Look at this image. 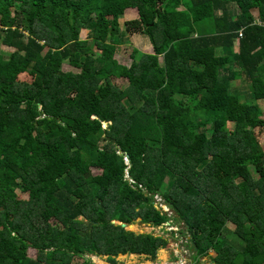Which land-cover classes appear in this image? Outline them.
<instances>
[{
    "label": "trees",
    "instance_id": "16d2710c",
    "mask_svg": "<svg viewBox=\"0 0 264 264\" xmlns=\"http://www.w3.org/2000/svg\"><path fill=\"white\" fill-rule=\"evenodd\" d=\"M128 9L154 48L130 66ZM261 101L264 0H0V264L155 260L166 237L112 222L138 219L184 224L196 261L264 264Z\"/></svg>",
    "mask_w": 264,
    "mask_h": 264
},
{
    "label": "rangeland",
    "instance_id": "374dc122",
    "mask_svg": "<svg viewBox=\"0 0 264 264\" xmlns=\"http://www.w3.org/2000/svg\"><path fill=\"white\" fill-rule=\"evenodd\" d=\"M127 16L131 17V15H127ZM126 20H130V19H126L125 16L120 19L121 27L125 31V37L122 43H120L117 46L116 53L114 56L122 64L130 66L133 60L135 59L134 56H132L134 47H136L138 50L146 54L153 53L154 48L151 49L152 45L149 43L150 39L147 36H144L136 32L131 33L129 31H126V26H125ZM82 37L85 38L86 34L84 33ZM96 52L100 54L99 50H96ZM62 68L65 71H79L78 68L71 66L67 60L64 61ZM114 82L122 88L126 87L128 84L126 79L124 78L121 79L114 78ZM247 84L248 82L245 79L237 80L233 83V88H237L238 90H241V93L247 96L248 99H251L250 88L247 87ZM260 105L264 112V101H261ZM257 131H260L262 134H264V127ZM261 142L264 145L263 139L261 140ZM251 171L254 173L253 168L251 169ZM94 172L98 173L99 170L94 169ZM171 181L172 179L169 178L164 184L163 190L161 191H165L168 188ZM155 197H156V201L158 202V207L164 209L170 215L174 214L173 213L174 211L172 212V210L164 204V201L161 196L156 195ZM113 221L114 220H112V222ZM139 221L140 219L136 220L135 224H132L134 225L132 229L133 232L152 233L156 236H164L169 240V246L167 248L161 249L158 252L157 258L155 260H151L149 258H146L145 256L120 255L117 257L118 264H216V262L213 259L214 254L211 252L209 256L206 255L200 257L199 260L196 261L195 259L196 251H195L194 242L189 238V236H185L184 234H182V232L185 229L184 224H179L175 220H171L168 224H165L164 227L154 228L141 224V222ZM228 227L230 231H234L235 229V226L231 223H228ZM171 231H174L175 234L172 235ZM29 255L32 257H36L37 250L34 248H30ZM90 256L92 257V261L95 262L96 264H110L108 263L106 256L104 257H99L97 255H90ZM81 261H82L81 258L76 257L74 260V264Z\"/></svg>",
    "mask_w": 264,
    "mask_h": 264
},
{
    "label": "crops",
    "instance_id": "0c3cea01",
    "mask_svg": "<svg viewBox=\"0 0 264 264\" xmlns=\"http://www.w3.org/2000/svg\"><path fill=\"white\" fill-rule=\"evenodd\" d=\"M127 13H129L128 15H131V17L130 16H127ZM124 16L126 17V19H131V18H133V17H135V18H137V17H139V13H138V10L137 9H128V11L126 10L125 11V14H124ZM151 45H152V43H151V41L149 42ZM151 49H153V45H152V48ZM154 50V49H153ZM162 193V192H161ZM160 196V195H159ZM155 206L158 208V209H160V207H158V202H156V204H155ZM167 206V205H166ZM164 210V209H163ZM165 211V210H164ZM165 212H167V211H165ZM141 221V220H140ZM139 221V222H140ZM136 223V221L134 222V224ZM169 223V222H168ZM167 223V224H168ZM141 224H143L142 223V221H141ZM145 225V224H144ZM147 226V225H146ZM149 226V225H148ZM149 227H152V226H149ZM155 228V227H154Z\"/></svg>",
    "mask_w": 264,
    "mask_h": 264
},
{
    "label": "water",
    "instance_id": "95a60500",
    "mask_svg": "<svg viewBox=\"0 0 264 264\" xmlns=\"http://www.w3.org/2000/svg\"><path fill=\"white\" fill-rule=\"evenodd\" d=\"M95 117H97L96 115H95ZM105 125H106V123H105ZM121 154H124L123 152H120ZM114 222V224H116V225H121L122 227H124V228H126L127 230H130V231H132V229H133V227H134V225H127V224H125V223H121V222H118V221H113ZM141 222V221H140Z\"/></svg>",
    "mask_w": 264,
    "mask_h": 264
},
{
    "label": "clouds",
    "instance_id": "9594fccd",
    "mask_svg": "<svg viewBox=\"0 0 264 264\" xmlns=\"http://www.w3.org/2000/svg\"><path fill=\"white\" fill-rule=\"evenodd\" d=\"M132 19V18H131ZM155 199H156V197H155ZM168 213V212H167Z\"/></svg>",
    "mask_w": 264,
    "mask_h": 264
}]
</instances>
